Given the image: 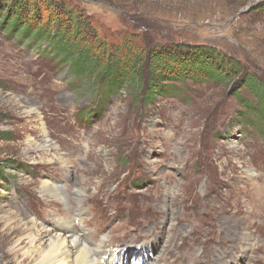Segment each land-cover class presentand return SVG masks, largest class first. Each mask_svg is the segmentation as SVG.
<instances>
[{"label": "rangeland", "instance_id": "1", "mask_svg": "<svg viewBox=\"0 0 264 264\" xmlns=\"http://www.w3.org/2000/svg\"><path fill=\"white\" fill-rule=\"evenodd\" d=\"M68 1L108 42L210 46L243 73L170 83L150 102L126 87L98 104L94 79L0 26V163L17 165L0 179V264H14L27 216L50 230L69 217L45 181L71 198L85 189L73 209L125 264L142 251L160 264H264V103L242 86L249 75L264 86V0Z\"/></svg>", "mask_w": 264, "mask_h": 264}, {"label": "trees", "instance_id": "2", "mask_svg": "<svg viewBox=\"0 0 264 264\" xmlns=\"http://www.w3.org/2000/svg\"><path fill=\"white\" fill-rule=\"evenodd\" d=\"M259 7H264V2ZM0 26L28 40L40 56H54L58 67H69L70 74L84 83L94 79L99 87L95 95L98 104L126 87L137 95L143 92L140 102H150L173 93L170 83H225L243 73L239 61L210 46L149 47L131 36L119 45L108 42L99 36L94 21L68 0H0ZM242 86L264 103V86L254 75L247 76ZM244 105L247 113L253 111L252 106ZM5 135L0 132V139ZM7 167L17 165L0 163L1 180L9 178L4 173Z\"/></svg>", "mask_w": 264, "mask_h": 264}, {"label": "bare ground", "instance_id": "3", "mask_svg": "<svg viewBox=\"0 0 264 264\" xmlns=\"http://www.w3.org/2000/svg\"><path fill=\"white\" fill-rule=\"evenodd\" d=\"M58 160L63 165H65L66 161L64 158L60 157ZM75 187V196L71 198L65 187L59 186L58 184L53 185L48 181L42 183L41 188L43 189V193H47L51 198L63 202L66 207V211L69 212V217L54 218V224L56 225V228L52 227L50 230L45 227L42 222H39L34 217L32 218L27 216V218L24 219V223L22 224L24 227L22 229V233L26 237L27 242L19 240L14 244V247L10 253L12 257V261L10 262L14 264L126 263V254H124L125 251L119 249L118 247L108 245L106 243V240H108L107 237H104L100 242L96 243L87 233L88 230L86 231L85 226H83L81 222V218L84 216L85 209L79 206L76 210H74L72 207L74 202L81 199L85 193V189L83 190L77 185H75ZM166 211L167 210L164 212L166 213ZM13 221L17 222L16 220ZM54 230L62 231V235L54 239L52 237ZM143 252L144 251L140 252V254L132 255V264H160L162 258L165 257L157 255L151 259L149 254H146V257H144L142 255ZM145 252L152 253V250ZM5 257L7 258L9 256L5 255ZM127 263L130 264L129 261ZM196 264H198L197 261Z\"/></svg>", "mask_w": 264, "mask_h": 264}]
</instances>
